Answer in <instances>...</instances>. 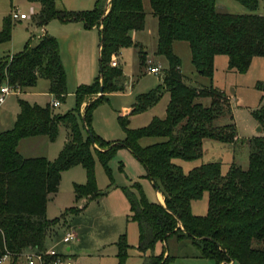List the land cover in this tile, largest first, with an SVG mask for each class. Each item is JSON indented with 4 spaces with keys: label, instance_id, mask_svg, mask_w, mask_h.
<instances>
[{
    "label": "trees",
    "instance_id": "16d2710c",
    "mask_svg": "<svg viewBox=\"0 0 264 264\" xmlns=\"http://www.w3.org/2000/svg\"><path fill=\"white\" fill-rule=\"evenodd\" d=\"M29 1L40 4V10L33 14L39 26L60 19L82 22L86 29L99 28L101 68L92 84L78 87L75 110L58 113L51 103L42 106L20 98L15 125L0 132V264L6 254L10 255V264H22L20 259L28 250L47 249L51 227L68 212L81 215L92 201L102 197L105 192L97 184L95 155L109 171L108 162L119 146L135 154L146 169V177L164 196V204L150 201L138 181L125 187L129 220L137 223L139 231L135 248L143 264H172L175 257L167 251L156 254L155 247L173 235L191 239L198 250L196 256L214 259L218 264H264V246L255 245L264 243V137L242 140L250 146L247 169L234 162L224 174L222 164L214 161L185 172L175 159H199L205 139L237 144L239 135L226 91L212 83L191 84L174 50L176 41H187L197 72L211 80L219 55L228 56L229 70L246 73L254 57H264V15L220 12L217 0H150L152 14L158 19L157 53L168 59L169 67L163 85L138 95L130 114L146 111L159 102L164 92H169L166 117L156 116L141 128H127L124 141L111 142L93 130V109L108 99V93L125 89L115 84L123 74V66H111L113 56H121L123 48L135 46L139 48L141 65H146L147 54L131 35L145 28L143 0H96L88 10H68L59 5V0ZM238 1L251 11L259 6V0ZM11 35L10 16L4 20L0 43L9 41ZM41 74L50 81V93L64 100L68 95L67 71L59 41L50 34L40 37L35 46L26 43L20 52L0 61V89L7 83L23 91L35 86ZM257 86L263 95L253 115L264 125V81ZM101 87L103 93L89 101L82 113L86 98L100 93ZM223 117L227 122L217 124ZM122 123L128 124L127 120ZM61 126L66 127L68 136L55 160L25 157L19 152L18 145L26 137L45 135L56 141ZM143 137L164 140L144 147L139 142ZM76 165H83L87 173L86 183L74 184L75 199L80 205L68 208L62 217L49 219L48 200L59 191L62 173ZM206 193L207 213L194 214L192 202ZM117 246L118 264H125L134 246L126 234Z\"/></svg>",
    "mask_w": 264,
    "mask_h": 264
},
{
    "label": "rangeland",
    "instance_id": "374dc122",
    "mask_svg": "<svg viewBox=\"0 0 264 264\" xmlns=\"http://www.w3.org/2000/svg\"><path fill=\"white\" fill-rule=\"evenodd\" d=\"M69 2L80 7L76 8L77 10H88L94 7L96 0H69ZM143 2L146 11V25L143 30H140V34L144 39L141 46L147 54L146 65H141L139 48L135 46L126 48L123 51L122 59L121 56H113L110 65L113 67L123 66V74L115 80V84L120 87L123 86L125 89L108 93V99L99 102L93 109V130L102 138L111 142L124 141L127 138V128L137 129L147 126L156 116L165 118L170 101L169 92H164L159 102L153 107L142 113L130 114L138 95L150 92L163 85L164 73L169 67L168 59L157 53L158 19L152 14L150 0H143ZM37 5L29 0H0V31L4 27L5 18L10 17L14 9L30 16L26 20H13L11 18V39L0 43V61L20 52L28 42L32 46L36 45L41 26L34 21L32 8H36ZM217 5L220 12L234 14L253 12L264 15V0H259V6L255 11H251L238 0H217ZM97 36L99 45L100 38L99 35ZM65 46L67 52L73 51V48L70 49L69 43L66 42ZM94 51L93 63L85 60L83 66L80 67L81 70L77 60H69L66 69L68 95L61 101L60 106L54 107L56 112L66 113L75 110L77 108L76 91L78 87L82 84H92L100 75L99 46L94 48ZM175 52L182 61V73L189 77L191 84L210 86L212 83L226 91L231 99L234 121L239 135L237 144L207 138L204 140V153L201 158L190 161L175 159V162L181 165L185 172L203 163L214 161L222 164L224 174L234 162L247 169L250 146L248 142L242 140H247L253 136L264 137V125H261L253 115V111L261 105L263 95V91L258 88L257 84L264 81V57H254L249 70L246 73H239L229 70L227 55H219L215 60V74L213 80H211L209 77L200 75L197 72L192 62L191 49L187 41H177ZM113 61L117 62L116 66L112 64ZM149 64L153 66L160 65L161 72L159 74L149 72ZM49 88V79L41 74L37 85L26 88L24 94L16 93L18 90H13L6 95L5 102L0 105V125H2L3 119H7L11 115L13 107L18 104L20 98L42 106L52 103L51 101L55 96L51 95ZM99 95L100 93L87 97L85 106L89 101L97 99ZM204 101L207 104L210 102L209 99H204ZM84 109L82 107V113ZM226 117L218 119L217 124L226 123ZM123 120L130 121V123L128 122L124 126ZM259 127H261L260 130ZM67 132L66 127L61 126L57 140L39 146V152H35H43L44 154L34 155H38L36 157L42 155L50 161L55 160L65 146ZM162 140H164L162 137H143L139 142L145 147ZM96 146L98 147V145ZM108 166L109 171L99 156L95 155L97 184L100 191L105 192V194L92 201L81 215L68 212L62 217L68 208L80 205L75 199L74 183L84 184L87 182L86 169L83 165H76L62 173L59 191L50 196L46 212L49 219L62 218L58 224L48 230L47 237L51 236L55 239L54 241H57L66 233L74 231L77 234L76 239L69 244L63 243L61 246L63 251L67 249V245L72 247V251L79 255V262L76 261L77 264H118L117 242L123 234H126L128 242L134 247L130 250V256L125 264H143V258L135 248L138 244L139 231L137 223L129 220L130 203L125 187H132L134 182H140L150 201L157 200V190L146 177V169L143 163L126 147L119 146L116 148L108 162ZM80 179L84 182L79 183ZM204 195V198L193 202L207 207L208 193ZM204 202L206 205H203ZM195 208V211L198 212V208ZM255 245L263 247L264 243L255 242ZM164 251L175 257L174 264H218L214 259L196 256L198 250L189 238L180 239L173 235L165 243L158 242L155 253L161 254ZM20 261L22 264H26L24 256ZM1 264H10V258L2 261ZM229 264L241 263L234 261Z\"/></svg>",
    "mask_w": 264,
    "mask_h": 264
},
{
    "label": "crops",
    "instance_id": "0c3cea01",
    "mask_svg": "<svg viewBox=\"0 0 264 264\" xmlns=\"http://www.w3.org/2000/svg\"><path fill=\"white\" fill-rule=\"evenodd\" d=\"M59 2H60L59 5L61 7L66 8V9L68 8L71 10H73V9L77 10L78 8H80L78 6L72 5L69 2V0H59ZM36 4H38L36 6V8H34V7L32 8V15L37 13L40 10V4L39 3H36ZM96 33H98V34H96ZM46 34L53 35L59 40L60 46H61L60 47L61 55H62L64 65L66 66V69H67V66L69 64V60H77V63L79 64V65L78 64L77 65L79 66V68L83 66L85 60L91 61L93 63V58H94V54H95L94 48H96L98 46H99V54H100V44L98 45V36H97V35H99V38L101 37L99 28L86 29L82 22H63L60 19H53L46 26H41L39 38L46 35ZM131 35L136 42H138L142 45V42L144 41V39L141 36L140 31H133L131 33ZM66 42L70 44V49L73 48V51H70V53L67 52V50H66V46H65ZM175 43H174V50H175ZM64 46H65V48H64ZM126 48H128V47H126ZM126 48H123L121 51V59H122L123 51H125ZM80 70H81V68H80ZM16 93L24 94V90L21 92L16 91ZM51 95L54 96L52 93H51ZM85 104L86 103H84V105H83L84 108H85ZM0 105H2V104H0ZM11 112H12L11 115L9 117H7V119L2 120V123H1L2 125H0V132H2L3 130H6V129H11L15 125L18 114L20 112L19 102L17 105H15V107H13ZM60 131H61V129H60ZM67 136H68V134H67ZM67 136H66L64 143H66ZM48 142H50V140L45 135L26 137L20 141V143L18 145V150L25 157H36L38 155H34V154H44L43 152L42 153H35V152H39L38 151L39 146H42L43 144L45 145ZM203 148H204V145H203ZM40 156H42V155H40ZM78 182L83 183L84 181L82 179H80ZM204 197H205V195L203 196V198ZM156 201H159L163 204L165 203L163 194H161V192H159L158 190H157V200ZM196 205L197 204H195V202L192 203V211L194 214H197V215L206 214L203 212L208 211V205H207V207L201 206V204H198L197 206ZM203 205H206V203L204 202ZM195 207L198 208V210H199L198 212L195 211V209H196ZM62 238L63 237L59 238L57 241H54L55 239H53V237H51V236L47 237L46 238V248L49 249V248L53 247V248L57 249L59 252L64 253V254H68L69 256H71L75 260V262L76 261L79 262V255H77V253L72 251V247L70 245H67V249L63 251V247L61 245H63L64 242H63ZM28 251H30V250H28ZM175 261H176V259H174L172 264H174ZM77 262H76V264H77Z\"/></svg>",
    "mask_w": 264,
    "mask_h": 264
},
{
    "label": "built area",
    "instance_id": "2783aa9c",
    "mask_svg": "<svg viewBox=\"0 0 264 264\" xmlns=\"http://www.w3.org/2000/svg\"><path fill=\"white\" fill-rule=\"evenodd\" d=\"M30 16L27 13H21L18 9H14L11 14V18L13 20H25L28 19ZM112 64L114 66L117 65L116 61H113ZM162 68L160 65H148V71L159 74ZM14 89L7 83H5L0 89V104L5 101L6 95L12 92ZM16 91V90H15ZM52 106L57 107L60 106L61 101L58 99H54L52 101ZM77 234L72 231L66 233L62 240L64 243L69 244L71 241L75 240ZM25 257L26 264H76L75 260L69 256L68 254H64L59 252L55 248H47L45 250H33L27 251L23 254ZM10 258L9 254H6L2 261L7 260Z\"/></svg>",
    "mask_w": 264,
    "mask_h": 264
},
{
    "label": "water",
    "instance_id": "95a60500",
    "mask_svg": "<svg viewBox=\"0 0 264 264\" xmlns=\"http://www.w3.org/2000/svg\"><path fill=\"white\" fill-rule=\"evenodd\" d=\"M103 90H104V88L103 87H101V92H100V95L103 93ZM129 123H130V121H128ZM261 129V127H259V130ZM86 130H87V132H89V134H92V132L90 131V129L88 128V127H86Z\"/></svg>",
    "mask_w": 264,
    "mask_h": 264
}]
</instances>
